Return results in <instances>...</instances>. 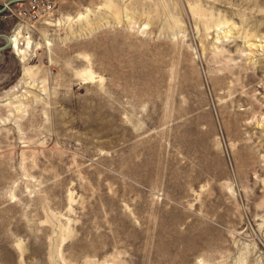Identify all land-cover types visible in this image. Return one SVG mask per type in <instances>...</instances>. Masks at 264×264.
<instances>
[{"label":"rangeland","instance_id":"rangeland-1","mask_svg":"<svg viewBox=\"0 0 264 264\" xmlns=\"http://www.w3.org/2000/svg\"><path fill=\"white\" fill-rule=\"evenodd\" d=\"M51 1L0 12V264H264V0Z\"/></svg>","mask_w":264,"mask_h":264},{"label":"bare ground","instance_id":"bare-ground-1","mask_svg":"<svg viewBox=\"0 0 264 264\" xmlns=\"http://www.w3.org/2000/svg\"><path fill=\"white\" fill-rule=\"evenodd\" d=\"M28 1V0H27ZM12 5V4H11ZM6 6V5H5ZM10 6V5H9ZM8 8V6H7ZM6 8V9H7ZM1 37H4L7 41V43L10 41V47L13 46V50L16 52V54L22 56L23 59L26 58V53H27V49L29 48L30 46V43H31V39L30 38H24L23 36V33L22 31L19 29L15 34L12 35V38L11 37H8V36H0ZM25 39L27 44H26V47H22L24 46V42H22L23 40L22 39ZM13 40V42H12ZM6 45V44H5ZM24 61V60H23Z\"/></svg>","mask_w":264,"mask_h":264},{"label":"built area","instance_id":"built-area-1","mask_svg":"<svg viewBox=\"0 0 264 264\" xmlns=\"http://www.w3.org/2000/svg\"><path fill=\"white\" fill-rule=\"evenodd\" d=\"M10 0H0V6L6 5ZM19 4H26L29 5V9L37 13L38 10L41 12H47L52 7H54V3L51 0H26L21 1ZM10 9V6H8Z\"/></svg>","mask_w":264,"mask_h":264},{"label":"water","instance_id":"water-1","mask_svg":"<svg viewBox=\"0 0 264 264\" xmlns=\"http://www.w3.org/2000/svg\"><path fill=\"white\" fill-rule=\"evenodd\" d=\"M21 1H26V0H10V1L6 4V6L4 5V6L2 7V9L0 10V12L5 11L6 8H7V6H9V5L13 4V3H16V2H21ZM8 47H10V41H9L8 43H6V45L0 47V51L3 50V49H5V48H8Z\"/></svg>","mask_w":264,"mask_h":264}]
</instances>
